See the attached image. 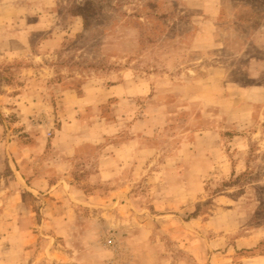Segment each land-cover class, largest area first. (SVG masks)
Wrapping results in <instances>:
<instances>
[{"label":"rangeland","instance_id":"374dc122","mask_svg":"<svg viewBox=\"0 0 264 264\" xmlns=\"http://www.w3.org/2000/svg\"><path fill=\"white\" fill-rule=\"evenodd\" d=\"M179 1L0 0V143L13 142V170L0 158V264H264V104L225 110L221 100L233 92L228 81L200 86L232 52L183 49L182 35L205 12ZM234 1L241 16L264 20V0ZM236 74L242 85L259 81ZM124 80L138 95L126 110L173 116L167 124L152 122V130L142 127L136 143L142 167L126 168L132 181L122 200L111 195L122 186L118 180L98 179L99 163L104 146L130 131L102 137L105 121L97 117L102 112L116 122L118 99L103 102L101 91ZM213 90L222 95L216 104ZM86 94L97 103L75 118L71 111ZM76 120L80 126L69 127L83 132L88 142L78 147L88 148L67 161L52 148L53 138ZM214 130L215 138L197 141L201 131ZM69 137L60 136L62 151L73 143ZM182 143L186 160L166 167ZM54 160L71 164L66 181L90 198L71 201L58 186L44 200L56 203L49 215L24 192L15 170L43 171L53 182L60 178ZM22 193L18 208L10 196Z\"/></svg>","mask_w":264,"mask_h":264},{"label":"crops","instance_id":"0c3cea01","mask_svg":"<svg viewBox=\"0 0 264 264\" xmlns=\"http://www.w3.org/2000/svg\"><path fill=\"white\" fill-rule=\"evenodd\" d=\"M179 3L184 4V6L188 8L202 9L205 12L204 18H202V20H195V22L192 23L196 24L195 27L192 26V29L189 33L182 35L180 43L183 49L187 50V52L190 54H204L208 52L216 53L217 51L222 53L224 51L232 52V56L228 62L224 61L223 64L216 63L214 67H212V74L208 78L198 81L200 82V86L213 89L214 86L228 81L229 90L233 92H228V94H226L225 91L224 93L226 95H224V98L221 101L226 105L225 110H231V107L235 108L236 105L242 103L252 104V107L257 104H264V20L258 19L254 21L251 16H241L240 8L242 6L236 5L234 0H183L179 1ZM244 6L250 11V13L252 12V5H247V2H244ZM256 22L258 23L255 24ZM231 34L233 35L231 36ZM229 36L234 39H230ZM250 49H256L259 54L257 55L252 53V50ZM235 73L243 75L247 80L259 81L253 84L242 85L233 78ZM220 81L222 82L219 83ZM131 85V81L124 80L111 88L102 87L103 90L101 93L105 95L104 99H102L103 102L109 101L110 98L118 99V103L116 105L117 111L114 113L116 114V122L110 123L107 121L108 117L103 116L102 112L97 117L99 120L105 121L104 130L102 129L101 131L102 137H108L116 133L119 134L120 132L126 133L127 131L125 130L130 131V137H128L126 140H124V138L113 146H104L99 163L100 169L98 179L102 181H109L112 179L118 180L122 186H119L120 188L116 190V193L113 192L111 195L120 197L122 200L125 199L124 195L122 194L123 191L128 189V186L126 185L130 184L132 181L124 177L126 168L128 169L129 167L132 170H136L137 168L142 167L141 163L136 161V155L141 151L140 147H138V144L136 146V143H138L137 141L139 139V132H142V127L144 130L143 132H145L147 129L152 130L154 125L152 122L160 121L156 123L161 124L164 122V124H167L173 116V112L171 110L166 111V113L163 115L158 112L151 114L145 112V114L139 115L137 112H135L138 111L137 109L133 112L126 110V102H135L138 100L137 94L128 92V89L131 87ZM84 89H86V92L89 93L90 90H88V86L84 87ZM237 89H242L244 91H237ZM241 94L243 95L242 97ZM213 95L216 100H212V102L216 104L222 95H216V91L214 90ZM238 96L240 97L239 101L236 100ZM77 99L79 100V97H77ZM80 100H82L80 101V107H74L73 111H71L74 113L75 118L78 117L76 113H84L87 111V109L91 108L92 104L97 103V101L91 100L90 97L88 98L87 94L86 96L80 98ZM134 108H137V106L134 105ZM252 117L253 112L251 114V118ZM79 122L81 121L76 120L66 123L64 122L62 124V129L57 131L55 137L53 138L54 147L52 148H56L58 152L61 151L66 154L67 158L65 159L67 161H69L68 157H74L77 154H80L83 148H88H82L81 146L78 147L79 145L84 144V142H88L82 138V136H84V134H82L83 132H80L76 129L72 131L71 127H69V123H71L70 125H75L78 123V126H76L78 128L80 126ZM139 127H141L140 131H137ZM72 128H75V126ZM202 134L203 136H201ZM208 134L213 135L215 138V135L218 134V131H201L197 141H199L200 138H204V136ZM63 135H71L69 138L73 139V143H70L67 147H63L64 151H62L61 146L58 145V142H60L58 140H61L60 136ZM12 143L13 142L10 143V141L7 142V140H4V142L0 143V151L2 149L4 151L3 154H0V158H4L5 163L9 162V165L11 166H9V168H12L11 170H13V157L11 156ZM186 148L187 143H182L178 149L174 151L173 155L166 160L165 166L180 167L183 160H186L183 156V152L186 150ZM53 150L54 149H52V151ZM42 151L44 154L45 149ZM63 153L60 154V156L63 155ZM35 157L36 158L34 159L38 160L37 158L39 157V154H37ZM55 161L56 160L52 161V168L53 170L57 171L58 175H60V178L56 181L53 179V182L50 180V175L44 174L43 171L42 174L37 172L35 175L34 173V176L33 174H26L24 171L17 172L16 169V179L19 180L20 184H24V192L27 190V192H29L38 203L42 202L45 204V199L50 200V198L47 197V191L53 192L58 188V186L61 187L64 185L68 190L67 194H69L71 201L76 200L83 203L85 200L89 199L90 197L87 196L83 190L81 191L78 188L71 186L72 182L66 181L67 177L69 176H66L65 173H67L69 168H71V164L70 167H68L66 162L61 163L57 161L59 164L55 165ZM38 164L40 163L37 162V165ZM144 167H147V161L145 162ZM5 168H7V165ZM1 170L2 169H0V171ZM68 183H70V185H68ZM42 192H45V194L43 195ZM24 194L22 193L10 196L11 200H16L18 202V208L25 199ZM45 205L46 206H44L40 211L47 212L49 215H55L56 203L55 205H52V203H46ZM21 206H24V203ZM12 210L13 208H11L10 212L6 211V215L8 213L13 215L14 211ZM20 212H24V207L20 208ZM0 214H2V212H0Z\"/></svg>","mask_w":264,"mask_h":264}]
</instances>
